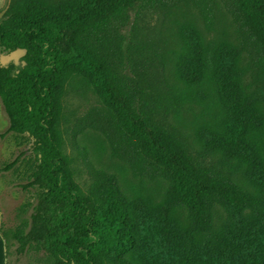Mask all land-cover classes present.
<instances>
[{
  "label": "trees",
  "instance_id": "16d2710c",
  "mask_svg": "<svg viewBox=\"0 0 264 264\" xmlns=\"http://www.w3.org/2000/svg\"><path fill=\"white\" fill-rule=\"evenodd\" d=\"M169 1L56 0L49 5L47 0H9L0 18V52L19 57L0 61V102L8 119L5 134L25 137L34 156L22 188L34 190L35 201L16 209L14 228H0L5 264L11 247L18 257L42 253V264H135L130 254L139 240L130 198L115 175L95 168L92 184L83 192L64 154L61 104L72 78L84 81L97 97L101 131L112 156L134 178L162 182L160 212L185 219L179 243L158 240V259L167 264H264V227L244 243H236L237 233L232 243L224 236L229 227L245 226L250 210L264 211V178L253 190L233 179L243 166L235 155L241 150L255 156L264 171V112L247 116L231 103L237 91L229 96L224 82L231 73L238 78L251 71L252 83L237 90L243 96L255 87L244 103L255 105L257 97L264 108V0L226 3L243 25L247 44L255 46L251 66L235 67L239 46L226 49L224 56L202 47L201 69L187 88L177 74L168 84L139 71L126 72L110 47L114 34L123 44L120 28L132 12ZM182 1L199 12L207 31L213 30L218 3ZM205 100L215 115L207 129L213 144L204 142L196 151L176 122ZM25 154L4 164L0 173L14 168ZM218 211L225 221H218ZM197 238L217 244L211 251L190 253L187 244Z\"/></svg>",
  "mask_w": 264,
  "mask_h": 264
},
{
  "label": "rangeland",
  "instance_id": "374dc122",
  "mask_svg": "<svg viewBox=\"0 0 264 264\" xmlns=\"http://www.w3.org/2000/svg\"><path fill=\"white\" fill-rule=\"evenodd\" d=\"M56 0H47L53 4ZM207 1V0H206ZM219 4L220 12L212 31H207L199 12L189 3L182 0H171L156 7H147L132 12L128 22L120 28L123 44L119 43L117 34L111 36L110 47L115 53V61L121 64L126 72L139 71L151 77L153 82L171 84L176 74L180 77L183 87L192 84L196 69L199 71L202 62L199 61L202 47L213 48L223 55L224 51L239 46L240 56L235 61V67H249L255 58V46L247 44L243 25L238 22L228 10V0H214ZM9 5V0H0V18ZM121 45V48H120ZM224 56V55H223ZM18 54L0 52V61L16 62ZM199 61V62H198ZM234 76V74H233ZM254 73L247 71L242 77H225L228 95L230 91L237 93L230 98L235 107L243 108L247 116L264 112L263 103L255 97V105L244 103L247 96L254 93L255 87H250L242 96L237 88H247L252 83ZM207 92H211L208 89ZM256 93V92H255ZM60 130L64 138L63 151L70 161L75 183L83 192H87L92 184V170L102 169L117 178L121 189L130 198L133 205L134 220L137 226L139 240L137 249L130 254L135 264H167L155 256L158 240L167 238L175 246L181 241V229L185 224L182 215L166 218L160 212L159 204L162 196V182L140 181L127 171L124 163L112 156L109 143L101 131L102 107L91 88L79 78L68 80L62 98ZM211 101H203L194 106V113L185 115L177 121V127L196 151L204 142H210L207 129L214 120V111L209 109ZM261 118V116H260ZM8 119L0 102V168L13 161L21 152L26 154L18 164L8 172L0 173V228H14L16 209L22 205L33 204L35 191L23 190L27 177L31 173L34 156L29 153L28 140L19 135L5 134ZM194 151V153L196 152ZM220 156V153H216ZM236 157L243 160L233 179L253 190L260 186L264 178L263 168L255 156L247 155L243 150L236 152ZM210 158H206L209 162ZM220 222L225 221V214L217 213ZM264 227V211L260 213L250 210L245 214V226L229 227L224 232L225 240L232 243L234 233L237 241L245 242L249 235L259 232ZM252 237V236H251ZM209 242V241H208ZM206 242L197 238L187 244L190 253L198 254L206 249L211 251L216 242ZM236 245V244H235ZM183 247V246H182ZM177 248V247H175ZM9 264H42V253L29 251L23 256H16L14 248H10Z\"/></svg>",
  "mask_w": 264,
  "mask_h": 264
},
{
  "label": "crops",
  "instance_id": "0c3cea01",
  "mask_svg": "<svg viewBox=\"0 0 264 264\" xmlns=\"http://www.w3.org/2000/svg\"><path fill=\"white\" fill-rule=\"evenodd\" d=\"M0 264H5L3 242L0 236Z\"/></svg>",
  "mask_w": 264,
  "mask_h": 264
}]
</instances>
